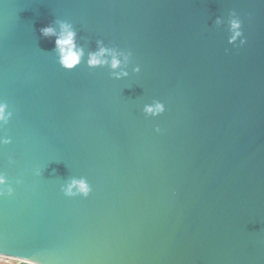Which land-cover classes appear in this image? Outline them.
I'll list each match as a JSON object with an SVG mask.
<instances>
[{
    "label": "water",
    "instance_id": "water-1",
    "mask_svg": "<svg viewBox=\"0 0 264 264\" xmlns=\"http://www.w3.org/2000/svg\"><path fill=\"white\" fill-rule=\"evenodd\" d=\"M232 10L243 47L214 24ZM58 19L86 50H131L141 72L114 80L86 56L62 68L39 31ZM153 100L165 112L145 117ZM0 101L14 188L0 197L2 256L264 264V0H0ZM73 177L87 197L61 191Z\"/></svg>",
    "mask_w": 264,
    "mask_h": 264
},
{
    "label": "clouds",
    "instance_id": "clouds-1",
    "mask_svg": "<svg viewBox=\"0 0 264 264\" xmlns=\"http://www.w3.org/2000/svg\"><path fill=\"white\" fill-rule=\"evenodd\" d=\"M216 27L227 25L228 37L227 43L233 47H243L247 43V38L242 30L243 21L235 10L228 13L225 21L220 16L214 20ZM40 35L44 38L55 37L54 51L58 57V63L66 70H72L85 60L89 68H106L110 78L114 80L126 79L131 74H139L141 67L133 63V53L131 50H124L116 46H109L103 40H96L94 48H85L84 45L77 43V31L73 24L67 20L58 19L40 28ZM227 52L228 50L225 49ZM165 112V104L159 100H153L143 106L145 117H158ZM13 113L9 111L7 102L0 101V129L7 125L12 118ZM160 132V128L155 129ZM12 143L11 138L6 135H0V146ZM11 162V161H10ZM36 176H41L42 170L37 168L34 172ZM22 181L17 179L16 184ZM65 196H83L87 197L92 191L91 186L84 177L68 180L61 188ZM14 188L6 174L0 172V197L12 196ZM14 264H42L36 259L26 257H12ZM0 264H4L2 254H0Z\"/></svg>",
    "mask_w": 264,
    "mask_h": 264
},
{
    "label": "rangeland",
    "instance_id": "rangeland-1",
    "mask_svg": "<svg viewBox=\"0 0 264 264\" xmlns=\"http://www.w3.org/2000/svg\"><path fill=\"white\" fill-rule=\"evenodd\" d=\"M2 259L4 261V264H14L11 258L4 257Z\"/></svg>",
    "mask_w": 264,
    "mask_h": 264
},
{
    "label": "built area",
    "instance_id": "built-area-1",
    "mask_svg": "<svg viewBox=\"0 0 264 264\" xmlns=\"http://www.w3.org/2000/svg\"><path fill=\"white\" fill-rule=\"evenodd\" d=\"M2 258H4V256H2Z\"/></svg>",
    "mask_w": 264,
    "mask_h": 264
}]
</instances>
